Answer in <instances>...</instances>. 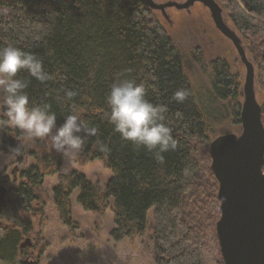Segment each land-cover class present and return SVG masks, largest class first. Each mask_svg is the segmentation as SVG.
Listing matches in <instances>:
<instances>
[{
  "label": "trees",
  "instance_id": "obj_1",
  "mask_svg": "<svg viewBox=\"0 0 264 264\" xmlns=\"http://www.w3.org/2000/svg\"><path fill=\"white\" fill-rule=\"evenodd\" d=\"M215 1L241 37L255 66L257 95H264V0ZM151 14L144 0H0V48L11 45L34 53L50 77L41 83L26 71L18 73L29 81L30 103L49 105L58 124L73 108L78 111L98 130L85 138L80 154L102 160L113 173L102 189L78 170L61 174L60 157L29 151L37 162L22 171L0 210V264H23L24 240L34 224L22 212L36 211L46 177L57 175L52 195L65 223L72 221L71 196L78 189L85 211L112 209L116 240L151 230L154 264H224L210 145L228 124L242 126L241 82L217 58L210 64V89L199 93L178 42ZM117 79L136 80L149 101L167 107L165 123L178 147L164 153V163L122 140L108 123L106 96ZM181 89L187 99L177 103L173 96ZM67 90L76 93L71 101ZM8 143L16 154L26 153L15 140Z\"/></svg>",
  "mask_w": 264,
  "mask_h": 264
},
{
  "label": "rangeland",
  "instance_id": "obj_2",
  "mask_svg": "<svg viewBox=\"0 0 264 264\" xmlns=\"http://www.w3.org/2000/svg\"><path fill=\"white\" fill-rule=\"evenodd\" d=\"M158 2L165 0H156ZM172 25L159 13L150 17L159 22L178 42L184 52L185 65L199 93L210 89V64L214 59L225 60L231 72L239 76L241 90L244 86L246 69L241 63L233 43L216 28L208 9L195 6L192 15L170 10ZM226 23L233 29L231 19L225 15ZM150 19V18H149ZM236 30V29H235ZM4 95L0 90V105ZM261 105L264 95L258 93ZM243 100V99H242ZM5 118L0 114V121ZM242 126L228 124L222 133H241ZM221 133V134H222ZM18 129L0 123V182L8 188L16 187L21 173L37 160L29 151L51 153L63 161L61 174L78 170L102 189L113 175L102 160H86L79 153L72 161L56 153L50 140H21ZM10 140H15L26 148L25 154L14 152ZM28 152V153H27ZM21 158V161L19 160ZM58 184V175L46 177L42 199L34 203L35 212H22L34 224V231L26 237L23 264H154L155 243L152 231L142 236L116 240L112 232L115 228L114 213L111 208L105 211H85L79 204L78 189L71 196L72 221L65 223L55 206L52 189ZM154 209L148 213L149 223L153 221ZM150 224V225H151ZM41 253H43L41 255Z\"/></svg>",
  "mask_w": 264,
  "mask_h": 264
},
{
  "label": "clouds",
  "instance_id": "obj_3",
  "mask_svg": "<svg viewBox=\"0 0 264 264\" xmlns=\"http://www.w3.org/2000/svg\"><path fill=\"white\" fill-rule=\"evenodd\" d=\"M26 71L41 83L50 77L44 71L42 60L34 53L15 46L0 48V90L4 97L0 114L5 118L0 123L18 129L21 140H50L52 149L68 161L76 159L84 146L85 138L96 136L97 128L81 119L78 111L73 110L64 116L61 124L57 115L50 111L49 105L30 103L25 91L29 81L18 78V73ZM76 93L65 92L71 101ZM173 99L183 103L187 92L183 89L174 93ZM109 108L108 123L122 140L131 142L137 149H146L153 154L158 163H164L169 151L177 150V141L172 129L165 123L167 107L149 101L143 84L134 79H117L106 96ZM101 151L105 148L101 146Z\"/></svg>",
  "mask_w": 264,
  "mask_h": 264
},
{
  "label": "water",
  "instance_id": "obj_4",
  "mask_svg": "<svg viewBox=\"0 0 264 264\" xmlns=\"http://www.w3.org/2000/svg\"><path fill=\"white\" fill-rule=\"evenodd\" d=\"M196 1L209 9L216 28L233 43L246 69L241 90L242 132L220 134L210 145L211 168L219 184L221 216L216 230L221 253L224 264H264V123L257 99L255 66L241 37L226 23V13L215 0H188L185 4L144 0L149 8L162 10L169 6L181 10ZM7 192L0 185V205L5 203Z\"/></svg>",
  "mask_w": 264,
  "mask_h": 264
},
{
  "label": "flooded vegetation",
  "instance_id": "obj_5",
  "mask_svg": "<svg viewBox=\"0 0 264 264\" xmlns=\"http://www.w3.org/2000/svg\"><path fill=\"white\" fill-rule=\"evenodd\" d=\"M154 2L155 3H157V4H164V3H178V4H185V3H187L188 2V0H165V1H161V2H158V1H156V0H154ZM197 5L201 8H204V9H208L202 2H199V1H196L193 5H191L190 7H188V8H184V9H181V10H179V9H177L175 6H169V7H167V8H165L164 10H162V9H151V8H149L152 12H159L167 21H168V23L170 24V25H172L173 23H174V21H173V19H172V17H171V15H170V10L171 9H175V10H177V11H179V12H185V13H187L188 15H192V13H193V10H194V8H195V6L197 7ZM209 10V9H208ZM210 12V11H209ZM211 14V13H210ZM0 185H4L6 188H7V190H8V192H7V195H8V193H9V190H10V188H8V186H7V184H5V183H2V182H0ZM7 195H6V199H7ZM5 203H6V201H5ZM5 203L3 204V205H0V210L2 209V207L5 205ZM29 244V243H28ZM36 262H33L32 264H35Z\"/></svg>",
  "mask_w": 264,
  "mask_h": 264
},
{
  "label": "bare ground",
  "instance_id": "obj_6",
  "mask_svg": "<svg viewBox=\"0 0 264 264\" xmlns=\"http://www.w3.org/2000/svg\"><path fill=\"white\" fill-rule=\"evenodd\" d=\"M245 83V82H244ZM243 89V88H242Z\"/></svg>",
  "mask_w": 264,
  "mask_h": 264
}]
</instances>
